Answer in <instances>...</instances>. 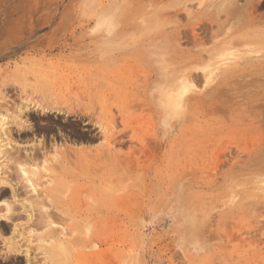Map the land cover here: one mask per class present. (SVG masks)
<instances>
[{"label": "rangeland", "instance_id": "374dc122", "mask_svg": "<svg viewBox=\"0 0 264 264\" xmlns=\"http://www.w3.org/2000/svg\"><path fill=\"white\" fill-rule=\"evenodd\" d=\"M0 78L10 264H264V0H0Z\"/></svg>", "mask_w": 264, "mask_h": 264}, {"label": "clouds", "instance_id": "9594fccd", "mask_svg": "<svg viewBox=\"0 0 264 264\" xmlns=\"http://www.w3.org/2000/svg\"><path fill=\"white\" fill-rule=\"evenodd\" d=\"M107 35H111L108 32ZM165 55L166 53H161ZM149 100L153 104L158 113V130L161 139H166L170 134L174 133L176 125L184 118L187 108L183 102V98L177 95V85L173 79L162 77L157 81L148 93ZM7 102V98L0 97V113H2L3 105ZM21 119V118H20ZM22 120V119H21ZM4 123H12L11 117ZM8 159L0 160V163L7 164ZM53 251L58 252V248L53 245Z\"/></svg>", "mask_w": 264, "mask_h": 264}, {"label": "bare ground", "instance_id": "6f19581e", "mask_svg": "<svg viewBox=\"0 0 264 264\" xmlns=\"http://www.w3.org/2000/svg\"><path fill=\"white\" fill-rule=\"evenodd\" d=\"M250 1V0H249ZM237 4V3H236ZM251 4V3H250ZM235 6V5H234ZM239 8V7H238ZM232 10V9H231ZM230 11V10H229ZM235 12V11H234ZM254 12V11H253ZM248 15V14H247ZM218 17V16H217ZM1 79V78H0ZM5 79H7V78H5ZM9 82V81H8ZM7 84V83H6ZM9 84V83H8ZM27 92V91H26ZM23 93V92H22ZM26 97V96H25ZM41 98V97H40ZM11 99V98H10ZM18 100V99H17ZM49 105V104H48ZM6 107V106H5ZM9 107V106H8ZM29 108V107H28ZM27 107H25L24 109H28ZM40 108V107H39ZM38 108V109H39ZM44 108V107H43ZM48 109V108H47ZM52 109V108H51ZM20 110V109H19ZM22 110V109H21ZM48 110H46L45 111V108L43 109V110H41V112L40 113H42V114H44V116L46 115H48V112H47ZM50 112V111H49ZM34 114V113H33ZM35 114H36V112H35ZM1 118V117H0ZM20 126V125H19ZM12 135V134H11ZM3 136H6V138L8 139V135H7V130L0 124V142H2L3 140L5 141V140H7V139H4L3 138ZM13 140V139H12ZM50 140V139H49ZM3 141V142H4ZM9 142V141H8ZM8 142H6L5 141V143L6 144H8ZM14 142V141H13ZM27 142V141H26ZM41 142V141H40ZM5 146V145H4ZM2 147V148H1ZM6 147V146H5ZM15 149H17V148H15ZM5 150V149H4ZM2 152H3V145H0V155H2L1 157H0V159H2V160H4V159H6L5 157H7V156H5L4 157V155L2 154ZM24 152V151H23ZM41 153V152H40ZM67 153V152H66ZM9 155V154H8ZM35 155H37V154H29L27 157H24L25 159L24 160H28L27 162H29V160H30V162H31V160H33V158H34V156ZM41 155V154H40ZM44 155V154H43ZM15 156V155H14ZM18 158L19 159H21L19 156H18ZM8 159V158H7ZM44 159V158H43ZM9 160V159H8ZM35 160V159H34ZM33 162V161H32ZM67 162V161H66ZM35 163V162H34ZM3 164V163H2ZM29 164V163H28ZM33 164V163H32ZM4 165V164H3ZM6 165V164H5ZM0 166H1V164H0ZM26 169V168H25ZM1 177V176H0ZM8 184H7V182L6 181H3V180H0V187L1 186H7ZM14 188V187H13ZM1 189H5L4 187L3 188H0V190ZM13 189H11L10 190V192H11V195H13L14 193H13ZM17 192V191H16ZM1 194V193H0ZM15 197V196H14ZM0 205H2V204H0ZM5 205H7L6 203H5ZM8 205H10V204H8ZM21 205V204H20ZM1 208H3L2 206H0ZM12 207V206H11ZM5 210H9L8 209V207L5 209ZM10 210H11V208H10ZM2 211V210H1ZM80 215V214H79ZM6 219V218H5ZM38 220V219H37ZM4 224V222L3 221H0V224ZM52 236H54V233H52ZM9 242V243H8ZM11 241H6V240H3V239H1L0 240V244H1V248H0V264H10L11 263V261L12 260H14L15 258H13L14 256H12L11 254H15V253H17V255H18V253H19V250H18V248H15V247H12V244L10 243ZM25 255H26V257H25ZM24 255V257L26 258V264H28L29 262L32 264L34 261L33 260H31V259H27L28 257H27V254H25ZM37 261V260H36ZM48 261H49V264H56L55 263V260H54V258H50L49 257V259H48ZM38 262V261H37ZM36 262V263H37ZM29 263V264H30ZM34 264H35V262H34Z\"/></svg>", "mask_w": 264, "mask_h": 264}]
</instances>
